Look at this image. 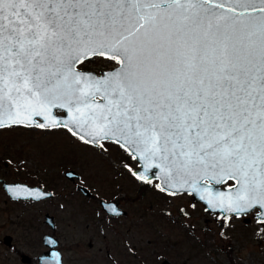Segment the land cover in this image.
Returning a JSON list of instances; mask_svg holds the SVG:
<instances>
[{"label": "snow or ice", "instance_id": "6c2138e0", "mask_svg": "<svg viewBox=\"0 0 264 264\" xmlns=\"http://www.w3.org/2000/svg\"><path fill=\"white\" fill-rule=\"evenodd\" d=\"M17 126L110 142L136 181L264 229V0H0V130Z\"/></svg>", "mask_w": 264, "mask_h": 264}, {"label": "rangeland", "instance_id": "374dc122", "mask_svg": "<svg viewBox=\"0 0 264 264\" xmlns=\"http://www.w3.org/2000/svg\"><path fill=\"white\" fill-rule=\"evenodd\" d=\"M108 67L87 65L95 71ZM105 145L97 150L65 129L0 130V176L53 191L41 200L12 199L0 183V264H37L22 261L21 253L37 257L46 232L59 238L68 264H264V229L256 215L228 220L205 211L192 195L168 197L154 188L156 179L143 184L131 176L124 165L135 168L136 162L128 153ZM69 168L79 177H66ZM102 199H118L126 213H106ZM45 212L54 216V229ZM5 234L12 236L10 245Z\"/></svg>", "mask_w": 264, "mask_h": 264}, {"label": "water", "instance_id": "95a60500", "mask_svg": "<svg viewBox=\"0 0 264 264\" xmlns=\"http://www.w3.org/2000/svg\"><path fill=\"white\" fill-rule=\"evenodd\" d=\"M105 70H107V69H105ZM92 71H94V70H92ZM138 170L142 171V169H138ZM153 171L157 172V175H159L158 169H153ZM69 173H71V175H69ZM64 174L66 177H68L70 179H74L75 177H77V178L79 177V173L76 172L74 169H67V170H65ZM158 183H159V181H158ZM3 185H4V188L6 189L7 193L14 199H15V197H13L11 192H10V188L14 185L15 186H27L30 190L43 191V192L51 193L53 195L52 190L44 189L40 185H32V184H29V183L23 182V181H6V180H3ZM211 187L213 188L214 191H217V192L227 190V186H222L221 184L212 183ZM80 189H82L84 191V193H86V194L89 193L88 188H86L85 186H81ZM192 196L197 201L202 202L203 205L205 206V208L207 207V205L205 204V201L200 199L199 194L194 193V194H192ZM45 197H47V196H44L43 198H45ZM19 198H31V197L21 196ZM101 205L109 214H112V215H115L111 211L112 207H117L118 211L121 214L126 213V210L124 208H122L121 206H119V204L114 200H101ZM207 210L212 211V212H220L223 215H229V214L223 212L222 210H220L218 208L217 209L207 208ZM44 220L47 224H49V226L52 229L55 228V220H54V216L52 214H50L49 212H45ZM11 237L12 236L10 234H6L4 236V242L6 244H9L11 242ZM42 242L47 247V249L45 251H42L38 255L40 263L41 264H58L57 258H59V264H63L62 253L58 247L59 239L54 234L47 232L43 235ZM28 259H29L28 254L23 253L22 254V260L27 261Z\"/></svg>", "mask_w": 264, "mask_h": 264}, {"label": "flooded vegetation", "instance_id": "af4514ba", "mask_svg": "<svg viewBox=\"0 0 264 264\" xmlns=\"http://www.w3.org/2000/svg\"><path fill=\"white\" fill-rule=\"evenodd\" d=\"M75 178H76V177H75ZM3 180H5V179H4L3 177L0 176V183H1V184H3ZM6 181H7V180H6ZM3 186H4V185H3ZM81 186H82V185H79V189H80ZM5 190H6V189H5ZM8 195H9V194H8ZM9 196H10V195H9ZM10 198H12V197L10 196ZM12 199H14V198H12ZM16 199H23V198H16ZM42 199H43V198H42ZM33 200H35V199H33ZM115 201L120 205V201H119L118 199H117V200L115 199ZM120 206H121V205H120ZM121 207H122V206H121ZM44 234H45V233H44ZM44 234H43V235H44ZM5 235H6V234H5ZM5 235H3V238H2L3 241H4V236H5ZM57 238H58V237H57ZM58 239H59V238H58ZM11 241H12V237H11ZM4 243H5V242H4ZM91 243H92L91 241L88 242L89 245H91ZM10 244H11V242H10L8 245H10ZM58 247H59V249H60V251H61V253H62V261H63V264H68L67 262H65L64 252H63L62 248L60 247V240H59ZM46 249H47V247L45 246V248H44L42 251H45ZM42 251H41V252H42ZM41 252H40V253H41ZM40 253H39V254H40ZM22 254H23V253H21V259H22ZM39 254H38V255H39ZM28 256H29V255H28ZM22 261H23V260H22ZM24 262H27V263H30V262H36L37 264H41L40 261H39V257H38V256L35 257V258H32V257L29 256V259H28L27 261H24Z\"/></svg>", "mask_w": 264, "mask_h": 264}]
</instances>
